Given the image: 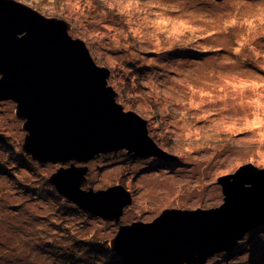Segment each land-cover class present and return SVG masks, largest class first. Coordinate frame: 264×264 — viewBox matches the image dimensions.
I'll return each mask as SVG.
<instances>
[{
	"label": "rangeland",
	"instance_id": "1",
	"mask_svg": "<svg viewBox=\"0 0 264 264\" xmlns=\"http://www.w3.org/2000/svg\"><path fill=\"white\" fill-rule=\"evenodd\" d=\"M16 1L69 23V35L110 71L116 101L178 156L162 162L118 151L86 164L83 189L122 185L132 195L121 224L216 207L219 177L246 164L264 169V0ZM22 122L14 103L0 101V264H111L94 249L118 224L55 191L48 178L67 163L24 154ZM206 264H264V225Z\"/></svg>",
	"mask_w": 264,
	"mask_h": 264
},
{
	"label": "water",
	"instance_id": "2",
	"mask_svg": "<svg viewBox=\"0 0 264 264\" xmlns=\"http://www.w3.org/2000/svg\"><path fill=\"white\" fill-rule=\"evenodd\" d=\"M70 24L16 0H0V101L14 103L25 132L20 150L39 164L60 163L48 181L79 209L118 224L109 249L125 264H206L264 225V169L252 164L219 177L222 203L164 209L150 222L121 224L132 195L122 185L83 189L86 164L100 154L176 162L150 137L147 121L125 111Z\"/></svg>",
	"mask_w": 264,
	"mask_h": 264
},
{
	"label": "trees",
	"instance_id": "3",
	"mask_svg": "<svg viewBox=\"0 0 264 264\" xmlns=\"http://www.w3.org/2000/svg\"><path fill=\"white\" fill-rule=\"evenodd\" d=\"M152 138V137H151ZM0 144L4 145L5 142L2 138H0ZM161 164V163H160ZM163 165V163H162ZM3 169V168H2ZM23 186V184H21ZM52 196L58 198V202H62V198L58 196L55 192H52ZM94 251L96 252L97 258H103L104 261L110 260L111 264H125L122 260L109 249V244L105 241L103 244H96ZM218 255V254H217Z\"/></svg>",
	"mask_w": 264,
	"mask_h": 264
}]
</instances>
